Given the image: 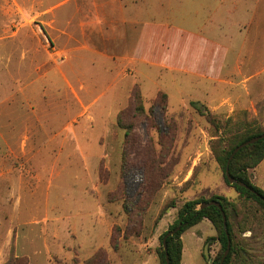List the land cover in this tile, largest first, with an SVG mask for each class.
<instances>
[{
  "label": "rangeland",
  "instance_id": "374dc122",
  "mask_svg": "<svg viewBox=\"0 0 264 264\" xmlns=\"http://www.w3.org/2000/svg\"><path fill=\"white\" fill-rule=\"evenodd\" d=\"M33 1L39 13L48 7L44 0ZM207 1L196 0L198 26L206 20ZM236 1L229 6V30H245V40L237 50L243 75L230 77L233 85L140 76L141 90L134 86L114 116L105 117L113 108L110 94L98 101L100 113L87 112L113 123L102 130L99 120L88 128L95 143L87 144L81 139L86 121L81 103L93 101V95L81 90L77 75L64 80L58 73L59 33L46 24L49 18L29 12L30 0H0V264H158L159 237L178 209L212 195L227 197L241 211L251 209L245 225L250 231L235 237L249 260L245 264L264 263V213L254 202L243 205L226 186L211 150L217 122L255 120L264 129V0ZM181 13L189 18L188 7ZM132 91L141 96L142 114L130 102ZM162 94L165 112L152 109ZM221 97L231 102L208 108ZM123 110L121 128L116 119ZM78 148L96 157L86 162ZM249 176L264 192V160ZM148 183L149 199L143 202ZM215 235L206 219L187 229L180 264H212L219 245L207 240Z\"/></svg>",
  "mask_w": 264,
  "mask_h": 264
},
{
  "label": "crops",
  "instance_id": "0c3cea01",
  "mask_svg": "<svg viewBox=\"0 0 264 264\" xmlns=\"http://www.w3.org/2000/svg\"><path fill=\"white\" fill-rule=\"evenodd\" d=\"M30 1L29 12L49 18L46 24L59 33L58 73L64 80L66 75H77L78 81L82 79L81 90L93 95V101L81 103L86 120L81 124L85 129L83 143H95L88 128L99 120L102 130L113 124L105 117L123 108L134 86L141 90L140 76L165 74L213 86H231L230 77L243 75L237 50L242 48L245 30L234 27L233 34L229 30V6H236V0H208L206 20L200 26L193 23L196 0H44L43 5L48 7L40 13L35 10V2ZM184 6L188 7L189 18L180 16ZM229 52L233 53L231 61ZM158 92L166 94L164 90ZM106 95L110 98L107 103L113 107L107 110L109 114L88 117L91 109L100 113L98 101ZM230 102L221 97L207 106L216 111ZM74 140L80 143V138ZM78 153L86 162L96 157L79 148ZM252 176L256 181L255 173Z\"/></svg>",
  "mask_w": 264,
  "mask_h": 264
},
{
  "label": "trees",
  "instance_id": "16d2710c",
  "mask_svg": "<svg viewBox=\"0 0 264 264\" xmlns=\"http://www.w3.org/2000/svg\"><path fill=\"white\" fill-rule=\"evenodd\" d=\"M160 100V102L153 104L152 109H158L160 112H165L167 106L166 95H160ZM130 102H133L135 105L134 111L140 114L144 112L141 103V96L138 93H133V91L131 92ZM190 105L199 113L205 112L202 111V105L199 103L191 102ZM125 112L126 110H123L117 115L116 124L121 128H124L121 117L125 115ZM215 134L216 135L214 136L216 137V140L212 143L211 150L217 164L223 172L224 183L228 188L233 189L238 194V197L241 199V201H243V205L245 202H254L261 209V212L264 213V201H262V198L264 199V192L251 182L249 176V170L255 169L264 160V138L258 140L254 144L247 145L246 147L240 149L234 155L228 166L230 177L238 182L244 183L248 189L240 187L237 184L230 185L225 178L227 161L233 150L250 139L263 135L264 129H262L255 120L250 122L238 121L234 123H229V121H226L225 123L217 122L215 124ZM143 169L144 175H147L145 166ZM153 171H155L157 175L160 173V171L156 168H154ZM154 187L155 186L153 185V188ZM144 189L145 190L143 191V194H141L142 200L143 202H147V199H149L150 190L149 183L148 186L144 187ZM211 201L220 203L226 218V232L228 233V237L230 239V250L222 264H234L233 260L237 261L236 264H245L247 261H249L242 257V252H244V249L241 247V243L237 242L235 233H244L246 231H250L249 229H246L245 225L248 223L250 215L252 217L251 209L243 207V210L241 211V209L239 210L235 203L231 202L227 197L223 195H212L208 198L199 197L190 201H186L178 209L177 219L175 222L170 225L169 228L159 237L160 245L156 250L158 264H166V255L168 258V264H180L182 256L181 235L190 227L200 223L203 219H206L210 222L216 233V235L209 238L207 242L209 245L215 242L219 245V251L215 255L212 264H220L222 256L227 247V237L223 229L221 212L214 206H209L201 210L198 209V206L202 203H209ZM169 207H171V205ZM143 211V209L139 210L138 214H143ZM253 217H255L254 214ZM177 227H179V230L166 239V250L164 251L162 247L163 237L169 231H172Z\"/></svg>",
  "mask_w": 264,
  "mask_h": 264
},
{
  "label": "water",
  "instance_id": "95a60500",
  "mask_svg": "<svg viewBox=\"0 0 264 264\" xmlns=\"http://www.w3.org/2000/svg\"><path fill=\"white\" fill-rule=\"evenodd\" d=\"M264 138V134L259 136V137H256V138H253V139H250L249 141L239 145L238 147H236L232 154L230 155L228 161H227V165H226V169H225V178L226 180L229 182L230 185L232 184H237L238 186L240 187H243L245 189H248V187L242 183V182H238L234 179H232L229 175V172H228V166H229V163L230 161L232 160V158L234 157V155L242 148L246 147L247 145H250V144H254L255 142H257L258 140ZM253 193V192H252ZM262 201H264V199L262 198ZM209 206H214L216 207L217 209L220 210L221 212V216H222V220H223V229L225 231V234H226V237H227V247H226V250L222 256V259L220 261V264L223 263L224 259L226 258L227 254L229 253V250H230V239L228 237V233L226 232V218H225V214L224 212L222 211V207L220 205L219 202H215V201H211L209 203H202L201 205L198 206V209L201 210V209H204V208H207ZM179 230V227H177L176 229L172 230V231H169L162 239V247L164 249V251L166 250V239L170 236H172L173 234H175L177 231ZM207 248H208V243L205 245L204 247V256L206 259H208V253H207ZM166 264H168V258H167V255H166Z\"/></svg>",
  "mask_w": 264,
  "mask_h": 264
}]
</instances>
